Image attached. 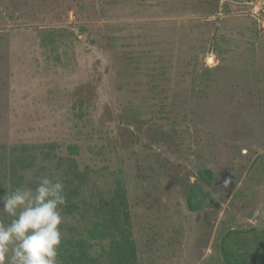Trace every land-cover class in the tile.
I'll return each instance as SVG.
<instances>
[{
	"label": "rangeland",
	"instance_id": "rangeland-1",
	"mask_svg": "<svg viewBox=\"0 0 264 264\" xmlns=\"http://www.w3.org/2000/svg\"><path fill=\"white\" fill-rule=\"evenodd\" d=\"M260 7L0 0V144L77 143L89 161L108 125L128 169L140 263L225 264L227 230L264 231ZM204 170L209 194L195 191L193 211L183 186Z\"/></svg>",
	"mask_w": 264,
	"mask_h": 264
},
{
	"label": "trees",
	"instance_id": "trees-1",
	"mask_svg": "<svg viewBox=\"0 0 264 264\" xmlns=\"http://www.w3.org/2000/svg\"><path fill=\"white\" fill-rule=\"evenodd\" d=\"M59 56L57 51L56 58ZM165 112L160 111L159 116L166 117ZM141 122L132 118L124 121L126 127H135L138 133L143 132ZM110 129L107 125L99 130L89 161L81 159V147L77 143L0 144V190L35 187L41 175L63 180L67 204L63 209L66 223L59 250L60 264H141L128 169L119 154L118 137L108 133ZM78 132L80 139L86 138L80 129ZM175 137L177 140L176 134ZM87 139L80 141L86 143ZM115 158L120 161L114 162ZM143 169L137 167L140 176ZM212 178L213 173L204 170L195 183L183 186L191 210L195 211L193 202L199 201L196 192L209 194L206 189ZM0 220L7 223L9 218L0 214ZM219 246L225 264H264L263 230H227Z\"/></svg>",
	"mask_w": 264,
	"mask_h": 264
},
{
	"label": "clouds",
	"instance_id": "clouds-1",
	"mask_svg": "<svg viewBox=\"0 0 264 264\" xmlns=\"http://www.w3.org/2000/svg\"><path fill=\"white\" fill-rule=\"evenodd\" d=\"M65 184L41 175L35 187L0 190V264H60L59 250L66 223Z\"/></svg>",
	"mask_w": 264,
	"mask_h": 264
},
{
	"label": "built area",
	"instance_id": "built-area-1",
	"mask_svg": "<svg viewBox=\"0 0 264 264\" xmlns=\"http://www.w3.org/2000/svg\"><path fill=\"white\" fill-rule=\"evenodd\" d=\"M255 15L257 18H260L261 16L264 18V8L260 7L255 10Z\"/></svg>",
	"mask_w": 264,
	"mask_h": 264
}]
</instances>
